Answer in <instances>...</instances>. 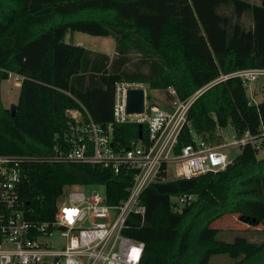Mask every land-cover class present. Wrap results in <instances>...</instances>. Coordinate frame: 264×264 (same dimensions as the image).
Instances as JSON below:
<instances>
[{
	"label": "trees",
	"instance_id": "trees-1",
	"mask_svg": "<svg viewBox=\"0 0 264 264\" xmlns=\"http://www.w3.org/2000/svg\"><path fill=\"white\" fill-rule=\"evenodd\" d=\"M258 1L0 0V86L9 73L22 76L9 108L0 92V154L50 153L73 123L67 109L86 111L101 125L112 121L119 81L173 85L184 99L220 73L264 67V0ZM75 31L113 37V52L68 40ZM260 121L264 100L249 104L241 80L229 77L190 105L175 150L192 141V131L206 135L216 125L256 131ZM113 137L126 147L138 138L137 123H115ZM21 169L18 193L31 217L42 219L64 186L103 184L115 203L131 182V175L83 162L32 160ZM184 194L193 197L180 205L171 198ZM141 202L143 216H131L123 231L144 243L138 264H208L213 254L264 264V237L228 241L214 225L233 215L247 231L264 234V157L257 150L244 147L214 173L154 181Z\"/></svg>",
	"mask_w": 264,
	"mask_h": 264
},
{
	"label": "built area",
	"instance_id": "built-area-1",
	"mask_svg": "<svg viewBox=\"0 0 264 264\" xmlns=\"http://www.w3.org/2000/svg\"><path fill=\"white\" fill-rule=\"evenodd\" d=\"M9 76L19 87L22 76L17 73ZM229 77L241 80L249 104L257 105L264 100L263 95L256 102L257 91L253 89V83L264 78V67L220 73L184 99L173 85L151 89L152 94H148L141 83L119 81L115 83L112 121L101 125L86 111L67 109V117L73 123L50 153L0 154V264H138L144 243L123 231L131 216H143L145 205L141 194L150 183L223 170L233 161L224 152L230 146L241 150L249 146L257 153L264 150L262 121L256 131L247 128L239 132L229 125L231 135L223 133L219 125L206 135L192 131V141L175 150L190 105L205 89ZM135 87L143 89V110L127 113L126 91ZM158 94L161 103L156 100ZM128 121L140 123L144 132L121 147L114 140L113 126ZM32 160L83 162L114 174L131 175V182L125 186V197L115 203L107 201L103 184L64 186L48 218L31 217V210L18 193V185L22 163ZM99 185L104 190L99 191ZM87 186L94 187L87 189ZM192 197L184 194L171 198L180 205ZM56 237L61 238L60 246L52 245Z\"/></svg>",
	"mask_w": 264,
	"mask_h": 264
},
{
	"label": "rangeland",
	"instance_id": "rangeland-1",
	"mask_svg": "<svg viewBox=\"0 0 264 264\" xmlns=\"http://www.w3.org/2000/svg\"><path fill=\"white\" fill-rule=\"evenodd\" d=\"M250 2H259L258 0H248ZM77 38H81L86 46L93 50H102V52H108L109 50L112 51L114 46V39L111 36H96L91 35L81 31H75ZM264 78H259L256 82L253 83V89L257 91V94H254V98L257 101L261 100V97L264 95V87L262 84ZM148 94H152L151 88L148 87L147 84H143ZM1 92V101L2 104L9 108L11 104L16 103L18 97V89L13 79V76H8L7 79L1 82L0 86ZM156 100L158 102H162V97L158 94ZM223 133H228L231 135L233 133L232 128L228 126H224L221 128ZM224 152L227 154V157L230 159H234L239 153L241 152L240 147L237 146H230L224 149ZM258 157H264V150L258 152ZM94 186H87V189ZM99 191L104 190L102 185L97 186ZM215 226L221 227L223 230L219 231V236L225 240H232L233 237L237 234H244L251 240H259L264 237V234L259 233H251L247 231V224L243 222H239L237 218L233 215H225L223 218L214 222ZM262 230H264V223L261 225ZM57 238V237H56ZM54 239L52 242L53 246H60L62 241L61 238ZM234 259L229 257L226 254H213L210 256L208 260V264H233Z\"/></svg>",
	"mask_w": 264,
	"mask_h": 264
},
{
	"label": "water",
	"instance_id": "water-1",
	"mask_svg": "<svg viewBox=\"0 0 264 264\" xmlns=\"http://www.w3.org/2000/svg\"><path fill=\"white\" fill-rule=\"evenodd\" d=\"M143 89L141 87L128 88L126 91V105L125 110L127 113H139L143 110ZM68 116L69 113L66 112ZM138 126V137L142 134V125L139 123Z\"/></svg>",
	"mask_w": 264,
	"mask_h": 264
},
{
	"label": "crops",
	"instance_id": "crops-1",
	"mask_svg": "<svg viewBox=\"0 0 264 264\" xmlns=\"http://www.w3.org/2000/svg\"><path fill=\"white\" fill-rule=\"evenodd\" d=\"M75 33V32H74ZM74 33H72V34H68L67 36H66V38L68 39V40H72V41H74L75 43H77V44H80V45H83V46H85V47H87L86 46V44L83 42V40L79 37V38H77V36H76V34H74ZM96 50V49H95ZM98 51H102V50H98ZM113 52V49H112V51H108V52H106V53H112ZM20 87V86H19ZM19 87L17 86V89L19 90Z\"/></svg>",
	"mask_w": 264,
	"mask_h": 264
}]
</instances>
